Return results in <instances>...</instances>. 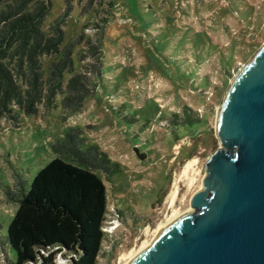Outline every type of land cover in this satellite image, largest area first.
I'll return each mask as SVG.
<instances>
[{"label": "rangeland", "instance_id": "374dc122", "mask_svg": "<svg viewBox=\"0 0 264 264\" xmlns=\"http://www.w3.org/2000/svg\"><path fill=\"white\" fill-rule=\"evenodd\" d=\"M51 1L43 24L48 37L66 8L65 0ZM86 3L75 0L60 27L59 50L74 44V71L65 72L54 106L47 108L43 98L34 104L35 115L12 105L10 114L0 116V264L17 261L7 235L18 203L8 192L17 178L30 183L57 157L53 145L71 128H80L84 149L97 146L112 168L96 171L108 197L98 264H125L174 212L192 207L206 165L222 147L215 111L264 46V0H95L85 12ZM100 27H105L103 65L92 78L94 93L79 111L66 113L67 84L92 61L86 41ZM60 59L59 52L41 57L45 80L51 63ZM23 88L28 89L25 82ZM194 159L196 180L191 186L187 179L178 181V199L170 208L175 178ZM53 264L72 263L61 254Z\"/></svg>", "mask_w": 264, "mask_h": 264}, {"label": "trees", "instance_id": "16d2710c", "mask_svg": "<svg viewBox=\"0 0 264 264\" xmlns=\"http://www.w3.org/2000/svg\"><path fill=\"white\" fill-rule=\"evenodd\" d=\"M2 0H0V4ZM75 0H65V11L52 25L48 37L43 24L51 13V0H3L0 12V116L18 106L35 115L36 103L45 99L52 108L63 92L65 72L72 73L74 44L59 50L66 23ZM82 2L83 0H77ZM95 0H87L85 12ZM95 39H88L87 53L92 61L84 72L74 74L66 87L62 106L66 113L79 111L95 88L92 78L102 69L105 27ZM59 52L62 59L51 63L44 79L41 57ZM82 57V56H81ZM28 86L24 90L23 84ZM86 140L80 128H71L53 145L57 157L28 183L17 178L8 198L18 210L8 228L7 241L16 253L12 264H53L66 254L72 264H98L106 234L107 188L97 170L112 172L110 159L97 146L84 149Z\"/></svg>", "mask_w": 264, "mask_h": 264}, {"label": "water", "instance_id": "95a60500", "mask_svg": "<svg viewBox=\"0 0 264 264\" xmlns=\"http://www.w3.org/2000/svg\"><path fill=\"white\" fill-rule=\"evenodd\" d=\"M215 111L221 148L206 165L195 213L131 264H264V46Z\"/></svg>", "mask_w": 264, "mask_h": 264}, {"label": "bare ground", "instance_id": "6f19581e", "mask_svg": "<svg viewBox=\"0 0 264 264\" xmlns=\"http://www.w3.org/2000/svg\"><path fill=\"white\" fill-rule=\"evenodd\" d=\"M198 163V161L196 159L189 161L183 171L182 174L180 176V179L175 178L174 184L172 186V189L170 191V193L168 194L167 197V202L169 203V207H173L178 199V195H179V188H178V181H181L182 179H187L189 181V185H193L194 181L196 180L194 178V175L196 174V170H195V165ZM204 183V182H203ZM205 188L204 185L202 184L198 190V192H204ZM194 208H190L189 210H187L185 213H178V212H174L173 215L170 217V219L168 220V222L166 224L163 225H159V227L157 228V230L155 231V236L153 238V240L151 242H146L144 241L143 244L141 245V247L139 248L138 251H136L135 253H131L129 255V257L126 259V263L125 264H131L132 261H134L140 254H142L146 249H148L153 242L168 228H170L171 226H173L176 222H178L182 217H184L185 215L191 213L193 214ZM116 228V227H115ZM114 228V229H115Z\"/></svg>", "mask_w": 264, "mask_h": 264}]
</instances>
